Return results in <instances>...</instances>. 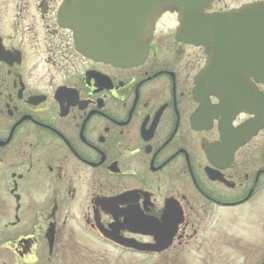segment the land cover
I'll use <instances>...</instances> for the list:
<instances>
[{
	"label": "flooded vegetation",
	"instance_id": "flooded-vegetation-1",
	"mask_svg": "<svg viewBox=\"0 0 264 264\" xmlns=\"http://www.w3.org/2000/svg\"><path fill=\"white\" fill-rule=\"evenodd\" d=\"M66 1L0 0V264L52 261L78 227L126 252L264 264L259 32L217 56L178 39L183 1L170 0L145 61L121 67L78 51L59 20ZM101 227L169 247L138 252Z\"/></svg>",
	"mask_w": 264,
	"mask_h": 264
},
{
	"label": "water",
	"instance_id": "water-1",
	"mask_svg": "<svg viewBox=\"0 0 264 264\" xmlns=\"http://www.w3.org/2000/svg\"><path fill=\"white\" fill-rule=\"evenodd\" d=\"M182 1L184 8L179 13V39L196 45L211 44L216 48L217 56L226 55L224 50L237 47L238 45L230 43L231 40L245 38L247 31L259 32L258 38L264 40V1L219 14H204L199 10V6H208L214 0ZM169 2L170 0H67L60 9L59 20L61 25L73 31L76 48L86 57L130 67L146 59L155 25L167 11ZM251 7L256 9H246ZM195 10L199 13H193ZM248 22L256 25L248 27L245 25ZM201 79V82L213 80L211 66ZM262 80L264 81V77ZM101 232L106 238L139 252L160 253L169 246L121 239L104 227H101ZM171 239L172 237L170 241Z\"/></svg>",
	"mask_w": 264,
	"mask_h": 264
},
{
	"label": "rangeland",
	"instance_id": "rangeland-1",
	"mask_svg": "<svg viewBox=\"0 0 264 264\" xmlns=\"http://www.w3.org/2000/svg\"><path fill=\"white\" fill-rule=\"evenodd\" d=\"M245 0H223L228 6H237ZM164 18L159 25L166 27ZM58 252L52 261L42 260L38 264H199L200 255L193 248L184 254L172 252L166 255H148L121 251L104 243L81 228L63 237ZM47 255H45L46 257Z\"/></svg>",
	"mask_w": 264,
	"mask_h": 264
}]
</instances>
